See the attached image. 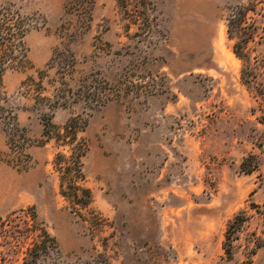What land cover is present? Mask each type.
I'll return each instance as SVG.
<instances>
[{
    "label": "rangeland",
    "instance_id": "rangeland-1",
    "mask_svg": "<svg viewBox=\"0 0 264 264\" xmlns=\"http://www.w3.org/2000/svg\"><path fill=\"white\" fill-rule=\"evenodd\" d=\"M0 26V264H264V0H0ZM31 70L6 92L4 75ZM28 96L41 137L17 120ZM72 107L70 143L51 118ZM11 111L32 140L26 169ZM48 140L39 179L30 151ZM72 150L87 207L59 192Z\"/></svg>",
    "mask_w": 264,
    "mask_h": 264
},
{
    "label": "trees",
    "instance_id": "trees-1",
    "mask_svg": "<svg viewBox=\"0 0 264 264\" xmlns=\"http://www.w3.org/2000/svg\"><path fill=\"white\" fill-rule=\"evenodd\" d=\"M244 15L240 10H238L235 14H233V17L229 20L228 23V36L229 38H237V40L234 45H233V51L235 55L242 59L245 57V55L241 51V42L245 41L246 39L241 38L240 36L237 35L238 31H234V29L241 27L243 20H244ZM233 28V29H232ZM5 29V28H4ZM2 27L0 26V31H2ZM7 37L0 35V53L3 55L5 52L1 51V48L5 46L7 42ZM5 50V49H4ZM5 60L0 59V80L1 77L6 70L5 66ZM241 78L243 81L245 80L247 82V71L246 68L241 69ZM76 122L75 118L70 119V123L64 127V132L68 129L69 130V135H68V140L70 143L76 140V132H77V127H76ZM83 127V126H82ZM46 134V131H45ZM49 138V136H48ZM75 151L72 150L71 154L69 156L68 161H66V166L64 167V174L70 175L69 177V184L67 185L68 191L64 189L63 186V180H61L60 187H59V192L61 195L66 197L67 199H71L74 203L82 206V207H87L91 201V191L88 187L84 186V176L80 172V157L83 155L84 151L79 150L77 153H74ZM59 156H62L65 158V155L60 154ZM247 159H245L242 162V166L246 164ZM79 179L82 182V185H76L74 180ZM245 215H235L233 219L228 223L227 225V235L226 239L230 241L232 238H234L235 232L241 227L243 222L246 220ZM232 234V235H231ZM230 244V243H229ZM229 254V251H227ZM32 255L29 253L27 254V258L25 259V264L28 263V259L31 260Z\"/></svg>",
    "mask_w": 264,
    "mask_h": 264
},
{
    "label": "crops",
    "instance_id": "crops-1",
    "mask_svg": "<svg viewBox=\"0 0 264 264\" xmlns=\"http://www.w3.org/2000/svg\"><path fill=\"white\" fill-rule=\"evenodd\" d=\"M86 68V64H77L75 73L79 74L80 72H84ZM30 74L34 76V70L27 72H9L3 77L5 90L7 93H13L15 89L18 87L19 83ZM71 81V78H70ZM52 94V87H47L44 90V95L49 97ZM33 99L31 97H23L21 99V106L17 111V120L18 123L22 126L29 127L30 132L35 137H41L42 135V126L38 120L36 113L33 110ZM73 108H58L53 112L52 115V123L57 126V128L62 131L65 127L66 122L69 118L75 113ZM79 136V134L77 135ZM51 146L52 141L48 140L44 145L34 147L31 149V153L36 160V166L32 169L30 173L32 175H37V178L43 179L45 177V172L47 171V165L49 158L51 156ZM3 147L2 136L0 135V149ZM85 241L82 237L74 238V246H80Z\"/></svg>",
    "mask_w": 264,
    "mask_h": 264
},
{
    "label": "built area",
    "instance_id": "built-area-1",
    "mask_svg": "<svg viewBox=\"0 0 264 264\" xmlns=\"http://www.w3.org/2000/svg\"><path fill=\"white\" fill-rule=\"evenodd\" d=\"M1 121L6 132V141L9 151L19 153L25 152L24 159L16 161L15 165L22 169H26L30 165V156L27 155L26 150L32 141L27 130L18 125L14 111L8 113Z\"/></svg>",
    "mask_w": 264,
    "mask_h": 264
}]
</instances>
